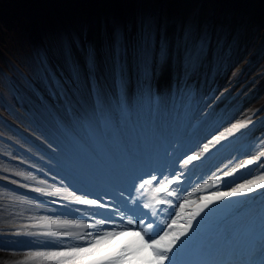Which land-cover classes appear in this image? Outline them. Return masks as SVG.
Instances as JSON below:
<instances>
[{
	"label": "snow or ice",
	"instance_id": "1",
	"mask_svg": "<svg viewBox=\"0 0 264 264\" xmlns=\"http://www.w3.org/2000/svg\"><path fill=\"white\" fill-rule=\"evenodd\" d=\"M182 43L184 57L191 61L203 55L208 39L189 29ZM114 50H118L117 94L109 99L96 92L93 110L79 121L88 131L112 120L111 105L121 112L128 107V80L122 62L126 48L118 36L114 38ZM66 56L71 59V52ZM136 56L145 69L140 98L160 104V89L149 81L156 79L157 68L163 72L168 66L173 57L172 45L148 25L138 37ZM87 65L88 71H93V51L87 53ZM149 67L151 76L147 71ZM73 73L77 79L80 69L74 67ZM169 94H172L171 89ZM175 95L185 107L184 98L190 99L192 94L185 85L177 87ZM199 115V121L193 124L202 130L197 139L180 152L169 151L166 163L146 167L118 186L81 187L67 175L59 180L52 177L55 183L49 184L47 179H39L30 172L0 162V171L35 182L23 183L21 187L40 196L58 198L37 203L38 198L29 199L4 188L6 195H0V200L6 199L11 205L29 204L37 210L46 209L48 204H56L59 200L68 202L63 205L66 212L29 216V223L23 226L17 225L15 218L6 221L16 231L5 235L44 237L46 240L37 243V250H29L19 259H12L17 255L15 244L18 242L0 239V252L8 255L7 259L0 257L2 264H174L177 253L213 207L234 197L264 193V135H253L251 127L256 124V113H248L227 126H217L211 114L202 111ZM189 118L192 120L191 116ZM55 154L58 153L53 152L54 158ZM238 154L243 158L238 159ZM4 155L11 157V153ZM224 159L228 162L224 163ZM46 166L52 170L51 163ZM237 173L241 174L240 179ZM56 175L61 176V173ZM245 175L250 178L245 179ZM11 183L20 184V181L12 180ZM195 194L200 195L191 199ZM0 208L7 210L6 205ZM71 216L76 218H69Z\"/></svg>",
	"mask_w": 264,
	"mask_h": 264
},
{
	"label": "bare ground",
	"instance_id": "2",
	"mask_svg": "<svg viewBox=\"0 0 264 264\" xmlns=\"http://www.w3.org/2000/svg\"><path fill=\"white\" fill-rule=\"evenodd\" d=\"M119 10L110 13V7L107 5L111 0H96L97 13H102L112 24L106 32V40H100L99 34L96 33L91 37H86L81 24L85 18V0H16L15 5L20 10L27 9L32 14L29 16V21L26 25L29 26V36L34 45H38L39 56L41 60L48 66L52 74H55L59 80H63L66 75L73 73L74 67L80 69V76L75 79L70 88L65 87L56 97L44 98V88L48 87L53 79L50 76L45 78L33 80L23 70L28 55V49L20 42V34L15 31L14 21L12 25L6 23L4 18L0 22V92H4L5 88H13V92L19 93V97L13 96L11 98L2 96L0 101L19 104L25 108L31 109V114L40 115L44 120L40 123L29 122L27 131H22L18 139L9 143V146L16 150L17 155L20 157L21 163L28 167L31 171H36L40 166L35 165V159L42 157L40 149L26 145V137L29 135L35 137L40 146L49 153L53 152L60 160H65L72 168L76 180L82 187L89 183V187H108L118 186L127 181L133 175H123V173L111 162L107 169L99 171H106L105 173L95 172L93 176L88 175L90 168L95 163V155L99 146H114L121 140L123 147L130 144L136 149H141L145 154L144 168L157 164L166 163L169 159V151L175 149L180 152L185 149L190 143L197 139L202 130L199 127H194L199 121L200 113H205L214 116L217 126H227L230 122L242 119L245 115L255 112L256 124L252 127V134L259 137L264 135V80L255 86L243 88L240 93H232L231 88L233 85H228V78L226 73L220 74L216 77V81H208L207 74L214 70L210 63L211 46L213 45V37H209L208 44L205 48L203 55L195 58L194 64L188 68V62L183 65L177 64L180 60H185V57H179L180 48L177 39L173 43V59L169 62L167 71L161 72L159 68L156 69V79L149 82L158 87L162 94L160 105H166L168 110L172 107L175 109L168 112L165 120L169 124L167 133L162 134L154 126V113L149 109L148 103L151 102L147 99L140 98V88L143 80L145 79V69L140 72L138 77L136 72L131 68L134 63H127V54L136 52L138 45V37L141 30L136 32V44L129 45L126 49V55L123 57V64L125 66V73L128 80L127 88V101L132 100L135 107L134 121L123 125L120 122H109L103 126H97L93 130H86L80 128L82 124L74 131V146L65 151L62 147L63 141L66 139V132L53 128L54 121L49 120L51 115L54 120H64L68 125L74 121L79 122L80 119L88 112H91L95 105L96 92L103 93L109 99H112L117 94L116 76H117V53L114 50V38L123 34L126 38L128 32L140 28L138 24L129 23L130 16L135 10L141 6V0H121ZM148 1V0H147ZM186 1V0H184ZM22 2L23 5L20 4ZM230 4H240L241 8L250 9L249 5H253V0H229ZM171 5H168L170 8ZM11 9L10 5L0 2V15L7 13ZM165 8L162 7L163 11ZM19 10V11H20ZM48 11L52 12L51 21L58 25V34L63 40L68 41L72 45V49L64 51L61 57H58L53 52L54 43L56 42L53 36L47 34L44 37L43 21L39 24L37 16H41ZM124 13H127L125 16ZM57 14V15H54ZM117 17L116 21L112 18ZM123 18V21H122ZM151 25L154 32L159 35L162 32L160 29V20L157 18L146 21V27ZM17 27V26H16ZM17 31H19L17 29ZM10 33V34H8ZM168 33V28L166 35ZM245 40L253 41L255 37L250 31V26L246 28ZM175 35V34H174ZM121 38V37H119ZM238 39V38H237ZM170 42V37L168 38ZM110 48V49H109ZM93 51L95 56L98 55L101 65L97 71L90 75L88 65L85 61V51ZM67 52H71V59L66 56ZM126 57V59H125ZM179 57V58H178ZM14 59L17 63L14 64ZM173 60L175 62H173ZM9 65L16 72L17 78L21 83H17L15 77L8 73ZM109 69V70H107ZM148 75L151 76V71L148 69ZM221 84L224 89L220 90ZM95 85V88H94ZM185 85L191 91V98H184L185 107L182 105L181 100L176 98L177 87L183 88ZM171 89V95L169 94ZM66 90H69V98L64 96ZM29 91H33L30 93ZM23 92V93H22ZM36 93V94H35ZM40 96H38V95ZM42 96V97H41ZM257 101L251 104L252 99ZM20 105L18 111L21 110ZM64 106V107H63ZM51 111H50V109ZM118 112L114 104L109 107ZM202 109V111H200ZM72 110H77L78 116L74 118ZM129 110H131L129 108ZM197 112L196 115L195 112ZM150 111V115L148 112ZM51 113V114H50ZM192 117V120L189 116ZM131 139L127 140L128 138ZM143 136L148 145L140 148L137 138ZM102 141L103 144H99ZM59 145V148L57 147ZM50 149L52 151H50ZM103 151V150H102ZM238 159L243 158L238 154ZM224 163L228 160L224 159ZM219 164L220 161H217ZM235 163V161H233ZM52 165V170L44 166L42 175L45 176L47 172H55L56 165ZM35 166V167H32ZM126 168L131 167L128 163ZM223 165H221L222 167ZM247 172V170H242ZM240 173H237V178L240 179ZM113 176L117 179H113ZM70 177V176H68ZM39 179H43L38 177ZM72 179V177H70ZM244 178H250L245 175ZM47 179V178H46ZM48 180L49 184L55 183V180ZM56 180H58L56 178ZM67 182V181H66ZM242 182V181H241ZM35 182H33L34 184ZM39 186V185H36ZM223 186L221 185V189ZM206 194V193H205ZM200 194H195L191 199H196ZM24 196L29 199H37V203L47 200H57L56 197L40 196L39 193L32 191H25ZM250 198L264 199V193H253L250 197H234L225 203L213 207L201 220L194 234L202 232L207 227L217 223L222 219L225 223L229 224L232 228L231 231L225 232L223 235H216L217 240L223 244L224 247L236 246L243 247L249 245L253 240L257 239L262 232H264V202L259 204L254 215L255 220L258 221V227L253 234L243 233L241 229L249 227V212L245 210V206L249 203ZM68 203L67 201L59 200L56 204L47 205L46 209L58 208L62 211H67L59 203ZM28 205L29 213L31 215H40L46 209H34ZM73 207H81V205H72ZM87 207V206H86ZM253 210V209H250ZM171 211V209H170ZM119 219V218H117ZM123 223V222H121ZM112 227V226H108ZM235 231H237L236 234ZM193 234V235H194ZM239 250L238 252H242ZM253 257H251L252 259ZM264 261V260H263ZM250 264V262L248 263Z\"/></svg>",
	"mask_w": 264,
	"mask_h": 264
},
{
	"label": "rangeland",
	"instance_id": "3",
	"mask_svg": "<svg viewBox=\"0 0 264 264\" xmlns=\"http://www.w3.org/2000/svg\"><path fill=\"white\" fill-rule=\"evenodd\" d=\"M15 1L16 0H0L1 3L11 6V9L7 13L0 15V20L1 18H4L6 23L10 26L12 25V20L14 21L15 31L20 34V42L28 49V55L24 64V70L32 79L37 80L45 76L46 72H44L43 70L44 66L39 63V46L34 45L29 36L30 25H26L29 21V16L32 13L27 9L20 10L19 8L14 6ZM228 1L229 0H148L147 2L149 7L147 9V12H152L154 14L150 19L157 18L160 20L159 27L162 30L160 36L166 37L167 39L170 37L172 50L174 48V39L172 37L177 39V43L179 44L180 48L179 57L184 56L182 37L187 30L191 29L197 35L206 36L207 39H209V37H213V45L211 46L210 51V63L212 64V68H214V70L208 73L207 80L212 81L215 79L214 81H216V77L225 72L226 77L228 78V85H233L231 88V92L240 93L243 88L255 86L264 80V0H253L254 4L249 5V7L251 8L248 10L245 8H241L242 2L236 5L230 4V2ZM121 2V0H111V2H109L107 5L110 7V9H113L120 6ZM158 2L162 3L159 5ZM20 4L23 5L22 2H20ZM87 4L91 17H89L86 21V26L90 31L89 34H86V37H91L94 34L98 33L102 40H106V32L112 24L105 16H103L102 13H97L98 6L94 1L89 3V0H87ZM168 5H171L170 8L168 7ZM162 7L166 9L165 14H163L161 10ZM142 10L143 12H145L146 9L143 7ZM110 13L112 12L110 11ZM51 15L52 12L48 11L46 14L43 13L41 16H37L36 20L43 21V25L46 28H54V32L51 29H48L45 32L53 36V38L55 39L56 42L54 43L53 52H56L59 46V41L57 38L58 25L52 23ZM117 19V17L112 18L113 21H116ZM248 26H250V31L255 37L253 41L245 40L244 38V36H246L245 31ZM167 28L168 33L166 35ZM17 29L19 31H17ZM130 33L131 30L127 35H129ZM119 37H123V34ZM136 42L137 41L134 36L123 38V44L126 49L129 45L136 44ZM193 61L194 58L191 61H188L185 58V60H180L178 64L183 65L184 67V64L188 62L189 68L192 66ZM173 62L175 61L173 60ZM101 63L102 60L100 61V58L98 57V55H96L94 69L93 71L89 72V74L93 75L97 71ZM127 63H134L132 69H136V71H140V69H142L143 67L136 56V52L127 54ZM148 69L151 71V67H149ZM8 73L12 74L16 78L18 84L21 83V81L16 77V72L11 67L9 68ZM74 81V77L66 80L61 85L59 90L56 91V96L65 87L70 88L73 85ZM223 89L224 85L221 84L220 90ZM64 96H67L69 98V90L65 91ZM7 97L11 98L12 96L8 95ZM16 97H19V95H17ZM256 101L257 98L252 99L251 104L256 103ZM158 106H160V104L153 103L154 108ZM174 109L175 108L172 107L170 110H168V107L164 106V117L166 118L168 112H171ZM134 111L135 106L133 105V113ZM197 112L198 110L194 115H196ZM72 113L75 118L78 116L79 112L77 110H72ZM0 114H4V111H2L1 109ZM24 115L27 122H33L35 124L37 123L34 116H31L27 113H25ZM123 116L125 119V111L123 112ZM16 117L17 114H14V119H16ZM156 118L157 116H155L154 125L158 127ZM57 123L59 130L66 126L64 120H58ZM163 124L165 129L167 130L169 126L167 121L164 120ZM78 125H80L79 122L77 126ZM80 128L84 127L80 126ZM132 137L133 135L127 140L131 139ZM35 141V137H30L29 143H34ZM137 142L141 143V139L139 138ZM123 156L125 157V159L129 158V156L132 158L133 170H136L134 164L135 149L131 147L123 149ZM16 159L20 161V164L12 165L2 159H0V162L5 163L7 167L27 171L33 175H36L37 177L44 178L42 173L44 166L47 165L48 157L45 158L44 162L40 165V168L34 172L21 163L20 157L18 155H16ZM6 176L9 177V179H4V177ZM52 177H58V180L62 178V176L55 175H53ZM47 179L52 180L50 178ZM12 180L20 181V184H13L11 183ZM23 183L32 182L25 181L22 177L15 176L10 172L0 171V194L3 192L4 188L13 191L20 190L23 188L20 186ZM61 204L64 205V203ZM61 212L65 211L52 210L47 214L54 215ZM69 218L76 217L71 216ZM254 224L255 229H257L258 222L254 221ZM227 229L228 231H230L229 226ZM254 231L255 230H251L246 233L253 234ZM255 264H264V261L256 260Z\"/></svg>",
	"mask_w": 264,
	"mask_h": 264
},
{
	"label": "water",
	"instance_id": "4",
	"mask_svg": "<svg viewBox=\"0 0 264 264\" xmlns=\"http://www.w3.org/2000/svg\"><path fill=\"white\" fill-rule=\"evenodd\" d=\"M86 61V60H85ZM168 67H169V65L163 70V72H165L166 71V69H168ZM36 94V93H35ZM29 112H31V109L30 108H26ZM14 110H16V109H14ZM29 189L28 188H26L25 189V191H28Z\"/></svg>",
	"mask_w": 264,
	"mask_h": 264
}]
</instances>
